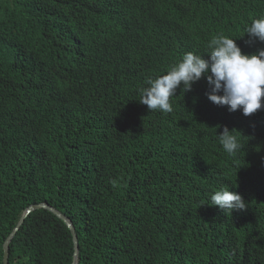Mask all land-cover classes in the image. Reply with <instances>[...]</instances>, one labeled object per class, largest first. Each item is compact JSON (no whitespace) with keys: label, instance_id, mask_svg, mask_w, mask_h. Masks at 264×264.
<instances>
[{"label":"trees","instance_id":"1","mask_svg":"<svg viewBox=\"0 0 264 264\" xmlns=\"http://www.w3.org/2000/svg\"><path fill=\"white\" fill-rule=\"evenodd\" d=\"M262 14L264 0H0V264L41 202L72 222L77 264H264V191L246 180L264 167V107L216 105L204 77L177 88L170 113L140 103L149 78L186 52L208 59L216 35L264 49L245 32ZM221 188L246 208L211 205ZM72 255L66 225L40 208L9 264Z\"/></svg>","mask_w":264,"mask_h":264},{"label":"clouds","instance_id":"2","mask_svg":"<svg viewBox=\"0 0 264 264\" xmlns=\"http://www.w3.org/2000/svg\"><path fill=\"white\" fill-rule=\"evenodd\" d=\"M245 32L249 42H264V14L252 19ZM207 49L208 59L195 52H186L166 74L149 78L146 81L148 87L141 91L140 103L146 105L149 111L170 113L173 111L170 100L177 88L182 84L183 92L190 91L192 84L204 77L210 87L208 99L214 104L226 105L232 112L241 110L244 116L252 115L264 107V49L245 54L236 39L222 33L208 41ZM218 136L227 154L234 155L241 150V143L233 130L225 127ZM246 180L259 193L264 191V167L251 170ZM211 205L218 206L223 212L246 208L241 195L226 188L214 192Z\"/></svg>","mask_w":264,"mask_h":264},{"label":"water","instance_id":"3","mask_svg":"<svg viewBox=\"0 0 264 264\" xmlns=\"http://www.w3.org/2000/svg\"><path fill=\"white\" fill-rule=\"evenodd\" d=\"M40 208H45L52 213H54L63 223L66 225L67 229L70 232L71 239H72V244H73V255L70 264H77V238L74 230V226L70 220H68L63 214L58 212L54 207L51 205L41 202V203H36V204H31L29 205L16 226L14 227L13 231L10 233L9 236H7L2 244V264H9V256H10V244L12 239L15 237L17 232L19 231L21 225L23 224L24 219L34 210L40 209Z\"/></svg>","mask_w":264,"mask_h":264},{"label":"bare ground","instance_id":"4","mask_svg":"<svg viewBox=\"0 0 264 264\" xmlns=\"http://www.w3.org/2000/svg\"><path fill=\"white\" fill-rule=\"evenodd\" d=\"M262 115H263V118L262 119L264 120V110L262 111Z\"/></svg>","mask_w":264,"mask_h":264}]
</instances>
